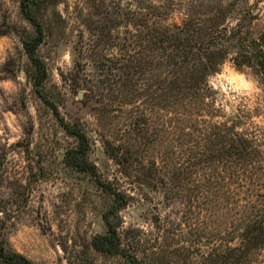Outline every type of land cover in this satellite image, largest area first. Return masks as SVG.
I'll use <instances>...</instances> for the list:
<instances>
[{
  "label": "rangeland",
  "instance_id": "obj_1",
  "mask_svg": "<svg viewBox=\"0 0 264 264\" xmlns=\"http://www.w3.org/2000/svg\"><path fill=\"white\" fill-rule=\"evenodd\" d=\"M20 1L0 0V23L11 26L0 34V222L6 246L34 264H129L124 256L92 246L93 237L107 231L103 215L113 196L94 175L66 163L79 138L65 128V124L75 126L88 137L87 158L100 179L123 177L104 143L109 137L126 145L129 136L125 131L129 107H120L107 91L113 82L120 85L122 69L116 58L123 50L106 43L110 23L105 9L98 6L100 0H41L47 8L40 14L45 37L38 54L47 78L36 87L35 69L22 42L36 31L23 16ZM140 1L162 5L168 14L165 24L181 23L194 14L193 5L204 11L230 6L232 21L239 11L253 6V13L260 15L255 30L264 24V0H132V4ZM119 31L122 28L112 29L114 37ZM94 41L96 50H80ZM225 64L254 87L233 91L223 80L211 85L209 78L219 76ZM209 78L207 120L234 123L239 130L260 129L264 134V86L259 80L248 69H238L230 58ZM149 114L157 131L164 120ZM185 126L174 135L159 131L162 136L142 145L144 163L149 166L157 158L164 183L155 187L146 174L137 172L122 184L130 197L118 222L134 237L132 250L145 264L219 263L210 255L224 229L221 220L230 221L231 211L219 206L206 210L197 199L189 201V188L203 175L190 166L197 143ZM191 168L196 171L188 173ZM252 264H264V251Z\"/></svg>",
  "mask_w": 264,
  "mask_h": 264
},
{
  "label": "trees",
  "instance_id": "obj_2",
  "mask_svg": "<svg viewBox=\"0 0 264 264\" xmlns=\"http://www.w3.org/2000/svg\"><path fill=\"white\" fill-rule=\"evenodd\" d=\"M40 2L20 1L23 16L36 31L35 36L22 40L35 69L36 87L47 78L45 63L38 54L45 37L40 14L47 8ZM144 3L100 0L98 4L101 10L105 9L110 23L106 43L110 41L123 50L120 58H116L122 69L120 85L113 82L107 91L118 99L120 107H129L130 123L125 128L129 136L126 145L114 143L109 137L104 143L107 153L120 165L124 178L100 179L96 166L87 158L88 137L81 129L65 124L66 130L79 138L77 148L68 152L66 163L94 175L103 190L113 196L111 208L103 215L107 231L94 236L92 246L106 254L124 256L129 264H145L132 250L134 237L118 222L119 211L130 197L122 186L137 172L146 174L148 183L155 187L164 183L158 159H153L149 166L144 163L142 145L164 132L174 135L186 125L191 131L187 135L197 143L190 166L201 170L203 175L189 188V201L197 199L199 207L206 210L219 206L231 211L230 221L221 220L224 229L217 234L215 252L210 256L218 264H252L264 251V134L260 129L239 130L234 123L210 122L206 114L211 108L207 102L211 91L208 78L219 72L229 58L238 69H248L264 86V24L255 30L254 22L260 15L253 13V6L239 11L232 21L234 9L230 6L204 11L199 5H193L194 14L181 23L165 24L168 14L162 5ZM10 27L0 23V34ZM114 27L122 28L115 37ZM96 46L94 41L87 47L82 45L80 50H96ZM152 112L164 120L157 131L149 123L154 121L149 114ZM195 171L191 168L187 172ZM4 229L0 222V264H34L23 254L7 248Z\"/></svg>",
  "mask_w": 264,
  "mask_h": 264
},
{
  "label": "clouds",
  "instance_id": "obj_3",
  "mask_svg": "<svg viewBox=\"0 0 264 264\" xmlns=\"http://www.w3.org/2000/svg\"><path fill=\"white\" fill-rule=\"evenodd\" d=\"M220 80L227 81L228 86L232 87L233 91L240 89L248 90L254 87L251 82L245 81L242 74L238 75L234 73L231 67L227 64L223 66V72L219 74V76L209 78V83L215 87L218 86V81Z\"/></svg>",
  "mask_w": 264,
  "mask_h": 264
},
{
  "label": "water",
  "instance_id": "obj_4",
  "mask_svg": "<svg viewBox=\"0 0 264 264\" xmlns=\"http://www.w3.org/2000/svg\"><path fill=\"white\" fill-rule=\"evenodd\" d=\"M81 96V95H80Z\"/></svg>",
  "mask_w": 264,
  "mask_h": 264
}]
</instances>
